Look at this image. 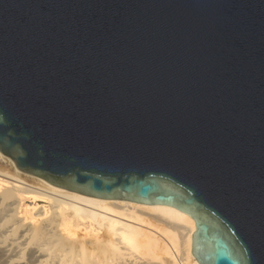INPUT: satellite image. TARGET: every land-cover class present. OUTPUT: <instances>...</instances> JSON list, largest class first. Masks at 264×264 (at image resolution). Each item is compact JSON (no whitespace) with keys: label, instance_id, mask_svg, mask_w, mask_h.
<instances>
[{"label":"water","instance_id":"obj_1","mask_svg":"<svg viewBox=\"0 0 264 264\" xmlns=\"http://www.w3.org/2000/svg\"><path fill=\"white\" fill-rule=\"evenodd\" d=\"M0 153L264 264V0H0Z\"/></svg>","mask_w":264,"mask_h":264},{"label":"bare ground","instance_id":"obj_2","mask_svg":"<svg viewBox=\"0 0 264 264\" xmlns=\"http://www.w3.org/2000/svg\"><path fill=\"white\" fill-rule=\"evenodd\" d=\"M0 159V264H198L175 208L86 197Z\"/></svg>","mask_w":264,"mask_h":264},{"label":"rangeland","instance_id":"obj_3","mask_svg":"<svg viewBox=\"0 0 264 264\" xmlns=\"http://www.w3.org/2000/svg\"><path fill=\"white\" fill-rule=\"evenodd\" d=\"M8 165V166H7ZM10 164L7 163V161L3 160V159H0V168H7L9 169L10 171L12 170L11 166H9ZM180 256L178 255V258ZM184 262V261H183ZM177 263V262H176Z\"/></svg>","mask_w":264,"mask_h":264}]
</instances>
